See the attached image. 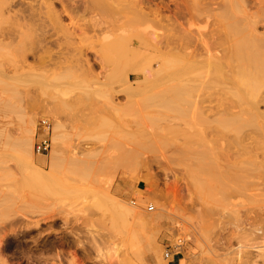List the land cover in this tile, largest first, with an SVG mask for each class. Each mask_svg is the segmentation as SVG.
Wrapping results in <instances>:
<instances>
[{
	"label": "rangeland",
	"instance_id": "rangeland-1",
	"mask_svg": "<svg viewBox=\"0 0 264 264\" xmlns=\"http://www.w3.org/2000/svg\"><path fill=\"white\" fill-rule=\"evenodd\" d=\"M153 31L174 42L141 58L101 38L64 45L76 58L0 52V264H264V86L213 80L203 107L177 105L170 86L199 75L180 58L196 57Z\"/></svg>",
	"mask_w": 264,
	"mask_h": 264
},
{
	"label": "bare ground",
	"instance_id": "bare-ground-1",
	"mask_svg": "<svg viewBox=\"0 0 264 264\" xmlns=\"http://www.w3.org/2000/svg\"><path fill=\"white\" fill-rule=\"evenodd\" d=\"M152 2L0 0V18L5 22L3 25L7 24L4 27L0 24V52L7 50L14 56L12 58H76L75 53L63 52L64 45H72L77 38L91 44L101 38L106 46L105 53L125 47L132 58H141L149 49L159 52L163 46L174 42V36H163L153 31L154 24H157L178 31L177 39L188 46L186 53L196 57L180 60L196 63V71L199 72L197 78L185 75L170 86L173 91L171 102L184 105L185 97H188L187 101L194 108L203 107L211 101L206 94L213 88V80H219L227 87L245 81L264 86V0L251 5L253 10L250 11L246 9L251 4L250 0H173L175 7H166L169 14L163 12L159 3L152 7ZM192 3L196 9H192ZM99 12L114 19L99 18ZM129 28L133 29L129 31ZM52 46L59 50L54 52ZM75 49L83 53V46L72 51ZM94 55V58H102L103 53L95 49ZM2 56L8 58L9 55ZM237 59L239 64L235 62ZM171 65L173 67L172 62ZM248 68L252 70L248 72ZM260 102H264V98L250 104L253 108ZM53 140H56V133H53ZM23 146L33 154V140L24 141ZM50 154L54 158L53 150ZM113 203L129 213V207L121 201ZM261 232L264 233L263 230ZM260 255L264 260V245ZM160 260L161 264L168 262L162 257Z\"/></svg>",
	"mask_w": 264,
	"mask_h": 264
},
{
	"label": "built area",
	"instance_id": "built-area-1",
	"mask_svg": "<svg viewBox=\"0 0 264 264\" xmlns=\"http://www.w3.org/2000/svg\"><path fill=\"white\" fill-rule=\"evenodd\" d=\"M40 125L44 128L41 134V138L35 143V150L38 153H45L48 152L51 149L52 140L50 137V124L48 120L42 119L40 122ZM148 210H154L153 205L148 206ZM171 256V252L167 250L165 252V257L169 258ZM173 260V257L171 258V261Z\"/></svg>",
	"mask_w": 264,
	"mask_h": 264
}]
</instances>
